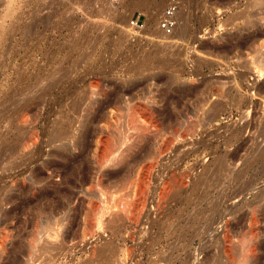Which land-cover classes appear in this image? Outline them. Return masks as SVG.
Here are the masks:
<instances>
[{"label":"rangeland","instance_id":"obj_1","mask_svg":"<svg viewBox=\"0 0 264 264\" xmlns=\"http://www.w3.org/2000/svg\"><path fill=\"white\" fill-rule=\"evenodd\" d=\"M168 1L0 0V264H241L264 203V0H179L165 33ZM53 128L75 130L65 157Z\"/></svg>","mask_w":264,"mask_h":264},{"label":"bare ground","instance_id":"obj_2","mask_svg":"<svg viewBox=\"0 0 264 264\" xmlns=\"http://www.w3.org/2000/svg\"><path fill=\"white\" fill-rule=\"evenodd\" d=\"M131 68V67H130ZM215 103H217V102H215ZM107 105V104H106ZM218 105V104H217ZM211 106H213V105H211ZM210 106V107H211ZM223 106V105H222ZM213 108V107H212ZM149 109V108H148ZM214 109V108H213ZM213 109H211V110H213ZM223 109V108H222ZM214 111H217L216 109L214 110ZM179 112V111H178ZM212 112V111H211ZM72 113H73V111H72ZM71 113V114H72ZM210 113V112H209ZM213 113V112H212ZM196 115V114H195ZM210 115H212V114H210ZM197 116V115H196ZM195 116V117H196ZM206 116V115H205ZM213 116V115H212ZM69 117V116H68ZM67 117V118H68ZM75 118H76V116H74ZM171 117V116H170ZM208 117V116H207ZM78 118V117H77ZM69 119V118H68ZM74 119V118H73ZM72 119V120H73ZM79 120V119H78ZM94 120H90L89 121V123H87V124H82L81 125V128L78 130V127L80 126L79 125V123H81L80 122V120L76 123L77 124V130L79 131H77V133H79L80 134V136H79V138H80V141H81V143L84 141V139L85 138H87L91 133H92V129L90 128V127H92L93 125H92V122H93ZM67 122V121H66ZM63 123H65V121L63 122ZM71 123H74V122H71ZM205 123V122H204ZM57 125H59V126H61V124H60V122H59V124L57 123ZM70 125V124H69ZM79 125V126H78ZM72 125H70V127H71ZM76 126V125H75ZM52 127V126H51ZM69 127V128H70ZM73 127V126H72ZM55 128H57V129H59L58 128V126H56ZM67 129V128H65V129H61L60 131L59 130H56V129H54V132H53V136H51V138H52V140H55L54 142H57V141H59V142H57V143H59L58 145H54L55 146V150H54V152L56 153V154H59V156L61 155V157L63 156V157H65L68 153H70L69 151H68V145L66 144V142H65V140H66V138H68L70 135H71V131H72V133H74L73 132V130H70V129ZM179 130V129H178ZM75 131V130H74ZM181 131V130H180ZM184 131V130H183ZM207 133H208V131H207ZM184 134V133H183ZM74 135V134H73ZM182 135V134H181ZM75 136V135H74ZM98 136V135H97ZM50 138V139H51ZM98 139H97V143H99V142H101V140H102V138L100 137V136H98L97 137ZM76 139H78V138H76ZM209 140V139H208ZM88 141V140H87ZM52 142V141H51ZM53 143V142H52ZM57 146H58V148H57ZM70 149V148H69ZM87 151V150H86ZM68 152V153H67ZM54 154V153H53ZM116 157V156H115ZM106 158V157H105ZM68 159H69V157H68ZM119 159V158H118ZM223 159V158H222ZM66 160H67V158H66ZM217 160V159H216ZM215 160V161H216ZM68 161V160H67ZM102 161V160H101ZM115 161H117L116 160V158L115 159H113V157H112V159L109 161V162H112L111 164L112 165H115V164H117ZM220 161V160H219ZM108 162V161H107ZM118 162V161H117ZM103 163V162H102ZM51 164V163H50ZM217 164V163H216ZM53 166H55L56 165V162L54 161V164H52ZM98 165H100V164H98ZM218 166L216 167L217 169H215L214 171L215 172H217V173H219V172H221V171H223L224 170V161L223 160H221L218 164H217ZM115 167V166H114ZM51 169H53V168H51ZM51 171V170H50ZM66 171H68V170H66ZM214 171H210L211 173L209 174V178H210V180L212 179V174L214 173ZM67 173V172H66ZM71 173V172H70ZM99 174V173H98ZM65 175V174H64ZM97 176V182L99 183L100 181H101V173L99 174V175H96ZM65 178V177H64ZM217 178V177H216ZM218 179V178H217ZM67 182V181H66ZM68 184V183H67ZM69 186V185H68ZM210 186L211 187H213V185H212V183L210 184ZM169 187V186H168ZM57 189V188H56ZM58 191V190H57ZM60 191V190H59ZM53 192V191H52ZM60 193V192H59ZM54 194V193H53ZM64 196V195H63ZM221 197V196H220ZM66 198V197H65ZM216 198H217V196H216ZM214 199V201H216V202H213L212 204V206L210 207V209H209V215H208V219H207V223H206V225H208V224H210V225H214V226H218L220 229H221V235H222V240H223V243L225 244V246H227V247H230L231 246V234H230V229H231V224H230V220L227 218V215L229 214V210H227V209H224L223 208V206H222V200H221V198L218 200V199H216L215 200V198H213ZM53 203V202H52ZM62 203V202H61ZM224 204V203H223ZM210 205V204H209ZM53 206V205H52ZM54 208H56V206H53L52 207V210H51V213H52V215H51V221H50V226L52 225L53 227H56V228H59L58 227V225L60 226L61 224H62V220L63 219H58V218H56L55 217V209ZM250 215L246 218V220H245V223L247 224V227L249 228V230H248V239H247V241H245V243L247 244V242H249V247L248 246H245V244H243L247 249H244V250H246L245 252H244V254H242L241 256H240V260H241V264H264V203L263 204H256V205H253V207L251 208V210H250V213H249ZM49 218V219H50ZM93 221V220H92ZM49 224V223H48ZM92 225H94L93 223H91ZM91 225V227H93ZM51 226V227H52ZM210 228V227H209ZM207 229V228H206ZM49 230V229H48ZM62 230H63V228H62ZM57 229L56 230H53V231H51L48 235H47V238L48 239H53V241H56V240H54V239H58V234L60 233V231H59V233H57ZM65 232V231H64ZM247 233V232H246ZM246 235V234H245ZM246 235V236H247ZM245 236V237H246ZM62 237H63V235H62ZM64 238V237H63ZM68 239V238H67ZM66 239V240H67ZM59 240V239H58ZM52 241V242H53ZM60 241V240H59ZM51 241H50V243H52ZM55 243H57V245L59 244V242H55ZM53 244V243H52ZM63 244V243H62ZM44 246V245H43ZM49 246V245H48ZM56 246V245H55ZM62 246V245H61ZM243 253V252H242ZM239 260V261H240Z\"/></svg>","mask_w":264,"mask_h":264},{"label":"built area","instance_id":"obj_3","mask_svg":"<svg viewBox=\"0 0 264 264\" xmlns=\"http://www.w3.org/2000/svg\"><path fill=\"white\" fill-rule=\"evenodd\" d=\"M179 0H169L164 10L163 17L161 19L160 27L165 33H171L177 24V12L179 8ZM133 26L138 27L140 25L139 18L131 20Z\"/></svg>","mask_w":264,"mask_h":264}]
</instances>
